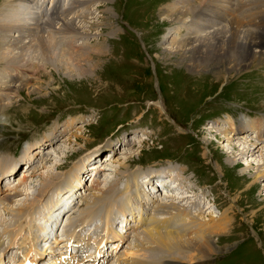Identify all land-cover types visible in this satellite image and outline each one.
<instances>
[{"label":"rangeland","instance_id":"374dc122","mask_svg":"<svg viewBox=\"0 0 264 264\" xmlns=\"http://www.w3.org/2000/svg\"><path fill=\"white\" fill-rule=\"evenodd\" d=\"M76 1L80 2L76 4L74 1L75 7L70 8L67 16L72 17L73 14L74 24L81 22L76 30L85 32L84 38L78 39L75 30H72L66 32L68 39H63L58 29L54 30L52 38L58 45L57 50L63 45H69L70 54L73 50L82 49L81 54H84L79 61L81 72L73 68L79 62L69 60L73 67H65L74 69L71 72L65 70L58 60L55 66L51 63L39 65L34 76H31L32 72L24 76V79L27 76L31 79L30 84L21 86L19 93L10 94L13 102L0 117V172L8 171L17 162L24 163L26 167L17 177L6 176L0 182L3 190L0 194V231L14 230L19 225L16 232L19 234L24 230V233L19 235L17 245L24 249L26 243L20 241L27 240V231L31 232L32 227L40 231L34 236H40L45 227L40 222L58 226L60 219L61 223L65 221V210L69 209V204L65 205L64 202L65 210L62 205L58 206L65 194L76 191L78 197L74 198L70 212L76 223L70 229L74 226L76 234L80 236L90 231L99 232L104 218L99 220L94 214L91 220L86 221L87 225L79 222L87 213L85 205L93 201L91 195L96 193L97 188L104 187L107 184L105 180H116L122 191L112 200L114 207L117 204L120 207L125 203L122 201L127 199L130 200L129 205L135 207V215L132 216L135 218L130 214L127 216V227L130 223V228L125 233V243L122 242V247L117 251L108 252L106 249V254L112 255L108 264H121L123 253L130 246L134 247V236L139 234L138 237L142 238L144 228L153 219L165 217L161 212L154 213V207L149 202L144 207L146 212H141L143 219H140L136 204L130 199V194L135 193V187L130 185L133 174L139 176V171L168 169L167 173L176 176L179 188L186 190L190 187L198 193L196 205L180 202L182 206L191 208L190 214L181 218L184 226L180 231L186 233V237L199 234L200 226L198 224L197 227L195 220L191 221L192 215L203 220L210 213L215 216L212 218L215 223L226 210L224 216L229 218L230 223L225 228L219 231L214 229L211 233L218 251L202 261L196 260L199 257L197 254L194 258L196 262L192 264H264V174L256 179L254 177L258 162L263 163L259 170H264V159H260V154L264 153V133L260 131L263 137H257L259 132L251 130L242 137L258 142V148L262 150L254 156L240 155L236 149L233 150V145L239 144L234 137L228 140L222 138L225 137L222 131L227 127L229 130L233 120L260 123L259 120L264 119V59L230 76L223 74L216 78L211 67L193 72L186 68L184 60L179 61L177 54L167 48L170 41L187 34L189 25V22L186 26L178 24L175 18L170 17L172 20H169L161 14L162 8L172 5L175 0ZM249 1L252 3L243 7L248 15L259 9L258 3ZM64 2L55 1V7L64 9ZM198 2L191 0L190 3ZM51 5L49 2L47 7ZM80 16L87 18L82 21ZM5 18L9 19L8 16ZM37 35L35 30L34 40L38 39ZM65 56L58 59L62 61ZM2 65L0 60V68ZM37 76L40 78L35 79ZM36 81L40 83V88L33 93L31 89ZM55 128L58 129V138H55L58 142L55 145L44 144L49 141ZM62 133H66L65 136H61ZM74 134L79 136L77 140ZM125 134L134 141L127 140L121 144L119 140L124 141ZM243 145L247 146V150L254 148L250 142ZM99 154L100 157L96 159ZM229 158L234 160L235 166L227 162ZM87 163L92 166L88 168ZM57 164L60 167L56 169ZM91 170H95L94 176L90 174ZM25 176L26 184H22L21 178ZM150 176L157 177L155 173ZM85 177L92 179L85 183ZM82 180L85 186L76 190L82 185ZM69 182H72L71 186ZM127 184L129 188L124 189ZM68 190L70 192L67 193ZM148 195L153 196V200L157 196L158 200L165 201L167 194L159 190ZM5 196L11 200L4 202ZM36 197L38 205L34 201ZM30 203L31 221L26 224L25 215L14 219L16 208L29 206ZM110 203L106 205L109 209ZM114 207L112 212L117 222L102 226L115 229L114 226L118 224L121 228L124 218L118 207ZM9 208L14 209L8 211ZM57 208L65 214H60ZM82 211L84 214L80 217ZM195 225L190 231L189 226ZM186 227L189 229L186 230ZM59 228L58 239L52 241L53 249H45L46 254L51 250L52 254L53 251L59 253L61 248L57 246H62L61 239L64 238L63 230ZM13 236L10 237L12 241ZM92 237L95 239L96 236ZM0 239L6 243L3 248L11 245L6 254L0 249V264H16L13 259L19 252L14 248L16 242L8 241L5 233ZM144 245L147 246L146 243ZM81 247V243L76 246L77 249ZM90 247L92 249L93 245ZM183 247L178 255L182 254L186 259L179 258L178 261L190 264L186 257L190 250ZM150 251L149 254L158 253L154 248ZM50 253L47 255L52 258ZM167 259V254L163 253L160 264H165ZM34 261L38 263L37 257Z\"/></svg>","mask_w":264,"mask_h":264},{"label":"bare ground","instance_id":"6f19581e","mask_svg":"<svg viewBox=\"0 0 264 264\" xmlns=\"http://www.w3.org/2000/svg\"><path fill=\"white\" fill-rule=\"evenodd\" d=\"M55 1L59 0H2L0 2V60L3 63L2 67L0 68V92H3V94L0 93V117L5 114L6 108L9 107L13 102L11 100L12 96L10 94L19 93L18 89H20L21 86L27 85V83L31 81L28 76L25 78V80V75H29L30 72H32L31 76H34V71L35 69L39 68V65L43 64L44 66V64L51 63V65L55 66L57 60L60 63L62 62V65L64 67L66 65L69 68L70 66L73 67V65H70L68 63V60L79 62L84 54H81L82 49L80 48L75 51L73 50V52L70 54L68 52L69 45H63L61 49L57 50L58 45L56 44L55 39L52 38L53 32H55L54 30L58 29L61 33L60 36L63 39H68V37L66 36V32H71L72 30H75V34L78 39L84 38L83 34H85V32H79V29V31L76 30V28H79L81 26L79 25V23L81 22H79L78 24H74L72 20L73 14L72 17L67 16V14L70 13V8L75 7V5H73L74 1L76 2V4L78 1L73 0L72 2V0H64L65 5H62L63 7H65L64 9L60 7L59 9H57L55 7ZM234 1L236 3H233V0H199V2L196 4L190 3L191 0H175L172 5H166L162 8L161 14L163 16H166V19L170 20L171 18H175L178 24L185 26L189 22V25L187 26V34L183 37H179L178 39H173L169 43L170 47H167L171 49L173 53L177 54L179 61L182 62L184 60L186 62V68L188 70L198 72L200 70H206L211 67L210 70L214 73L216 78H219L220 75L223 74L230 76L233 73L242 70V68L249 67L253 63L264 59V0H253L259 4V9L249 15L245 14V9L243 10V7L252 2H250L249 0ZM49 2L50 5H52L48 8L47 5ZM260 4L262 5V9H260ZM232 5H235L236 8H232ZM5 16H8L9 19L5 18ZM76 18L79 19V17ZM86 18L87 16H80V19L82 21ZM55 24L57 25L56 27H54ZM35 30L38 33L37 40H34ZM38 47L39 49H36ZM76 47L78 46H75L74 48ZM64 55L66 56L62 61L58 59L63 57ZM63 61L66 62L63 63ZM80 66L81 64L79 62L78 65L73 68L78 69L81 72ZM27 68L29 69L27 70ZM216 69L217 71H215ZM65 70L70 72L72 71L68 70L66 67ZM39 78L40 77L38 76L35 77V79ZM39 88L40 83L36 81V84L32 87L31 92L34 93ZM3 97H5V99ZM233 121H231V124L229 125V130L227 127L226 129H224V131H222L225 135V137L223 136L222 138H226L228 140L232 136L234 137L233 139H237V141L239 142V144L236 143L237 145H233V150L236 149L237 153H239L240 155L245 153L247 155L250 154V156H254L257 152L262 150L258 148V142H252L248 139H243L242 137H245L244 134L251 130L259 132L257 137L262 136V134H260V131L261 133H264V121L261 120L260 122L259 120L260 123H243L242 121ZM261 124L262 127L260 126ZM57 131V128L53 129L52 136L49 138V141L44 142V144L55 145L56 142H58L55 139L58 138V134H56ZM64 134L66 133H62L61 136H63ZM61 136L60 138H62ZM74 137L77 140L79 136L77 134H74ZM246 142H250V145L254 146V148L252 150L245 149V147L247 146L243 144H246ZM243 149H245V151ZM233 150H229V152H233ZM255 150L257 151L252 154V152H254ZM260 159L263 161L264 153L260 154ZM3 162L6 163L7 160L4 159ZM227 162H229V164H231L232 166L236 165L234 160L230 158L229 160H227ZM18 164L19 167L17 166ZM23 164L21 162L14 163L13 166L8 170V175L13 174L14 177H17V174L19 172H24V169H26V167H24ZM262 164V162H258L257 166L259 165L258 167H261ZM58 167H60L59 164H57L56 169ZM122 167H124V165ZM258 167L254 174L255 179L264 174V170H259ZM19 169L21 171H19ZM217 169H219L218 166ZM3 176H6V170L0 172V177ZM26 178V176L21 178L23 180L22 184H26ZM137 178L138 175L134 173L133 179L131 180L132 183L130 185H133L135 187V193L130 194V199L133 200V202L136 204V208L139 212V217L141 216V212H146V208L144 207H146L145 205L149 202L152 203L151 207H154V213L161 212V214H163L165 217L162 219H153V221L146 228H144V235H142V238L138 237L139 234L137 236H134V247L130 246L129 249L123 253L122 258L120 259L121 264H160L162 261L163 253L167 254L168 257L165 264H186L184 262L178 261L181 258H185L182 257V254V256L180 255L181 257L178 255L180 254V251H182L181 248L183 246L185 247V250H190L188 255L186 256L189 260L187 262L190 264H192V262H196L194 258L197 254H199V257H196V260L202 261L211 253L218 251L216 242L211 238V233L214 229H217L219 231L220 228L223 229L226 227L227 223H230L228 222L229 218L227 219L226 216H224L226 214V210L222 213L224 217H222L221 215V219L218 222H216L215 220V223L214 221L212 222V218H214L215 216L211 215L210 213L208 214L209 217L203 220H199V218L194 217V215L190 216L191 221L195 220L197 223V227L199 224L200 229L198 230V235L186 237V233H182L183 231H180V229H182V227L184 226V221L181 220V218H185L183 215L188 216L190 214L191 208H186L181 204L183 202H189L191 205H196L198 193H196L190 187H187L186 190L180 188L183 190V194L180 196L174 195L173 193H167L165 201L158 200L159 197L156 198L157 196H155L153 200V196L150 197L148 195L149 193L146 192L147 194H145L143 193L144 191L138 190V188L140 189V186L137 183ZM90 179L92 178H87L86 180L84 179L86 181L85 183H87V181ZM84 180L80 181V183L82 184L80 185L81 187H83V185L85 186V184L83 183ZM105 181L104 182L107 184L104 187L97 188L96 193H93L91 195V199H93V201H91L88 205H85L86 207L84 210H87V213L84 214V210V213L83 211L80 212L79 216L81 217L83 216L82 214H84V217L83 220L82 218L80 219L79 223H86V221H88L89 219L91 220L94 214H96L95 217L97 216L100 218L99 220L104 218V223L102 219L101 229L99 230L101 231L103 228H105L108 234H111V236L118 239L117 241L119 242H116L115 247H113L114 250H116L115 248H117L118 245L122 243L125 236L124 234L127 232L128 228H130L127 227V216L129 214L131 215V217L135 215V207L129 205V199L122 201L125 203L121 202L122 204L120 205V207H118V204L116 207H114V198L119 195L122 190L118 187V181ZM71 184L72 182H69V186H71ZM80 186H78L76 190H79ZM6 188L7 190H10V188ZM125 188H129V185H125L124 189ZM68 192L70 191L68 190L67 193ZM74 194H76V191L74 193L70 192L67 195V199H70V197H72V195ZM7 200H11L9 196L4 197V202H6ZM110 201H112L113 203L111 204ZM74 202L75 199L72 200L68 205L69 209L67 211L64 209L66 208V206L64 207V202H61L59 204L58 208L60 207V205H62V209H64L66 212L65 221L63 220L65 224L62 227L63 222L61 223L62 219H60L61 221L59 220L60 222L59 225L56 226V230H58V227L64 229L67 225H74L76 223V220H73L72 216H70V212L73 208L72 204ZM109 203L111 204L110 209L107 207L109 206ZM30 207L31 203L29 204V206H22V208L15 207L17 210L15 211L16 216L14 217V219H16V217L19 215H25L24 218L27 220V222L25 223L27 224L28 222H30ZM99 207H101V209ZM113 207H118L121 214L125 216V220L123 221V233L119 232L118 230H114L111 226L104 227V224L111 225L113 223H116L114 220V214L112 212V210H114L112 209ZM203 207L204 206H202V208ZM12 209L14 208H9L8 211ZM56 211H59L60 214L64 213L59 209ZM202 212L203 211L201 210V213ZM8 214L14 215L11 212H9ZM109 217H111V219ZM62 218H64V215L62 216ZM46 219L48 221V218ZM54 219L56 220L55 217ZM140 219L142 220L143 218L140 217ZM55 220H53V222ZM0 221H2V219ZM178 222H182V224H178ZM195 227L196 225L189 226L190 231H192V228ZM43 228L44 229L41 231L40 236L35 235L36 241L39 244H42L44 240L47 241L46 236L42 234L46 231V228ZM97 228L99 227L97 226ZM189 228L186 227L185 229L188 230ZM18 230L19 228L17 229V231ZM2 231L9 234L11 233V236L15 235L13 236V241H10L11 243L16 242V236L18 235V232L15 233V231H12L11 229H3ZM100 231L94 232L95 235L96 233H100ZM73 232H71V234ZM1 235L2 233L0 234V236ZM104 238L107 240L109 239V237L107 236H105ZM102 239L103 238H101L97 244L95 242V255L89 254V256L91 257L88 260L81 261L76 256L70 254L66 255L65 251L60 253L57 263L108 264L110 258H112V255L106 254L105 248L101 247L102 249L100 250ZM36 241H34L33 238L27 236V246L26 250L23 253V260H29L28 264H38L34 261L35 257H37V260L44 258L41 255L44 252L37 250L35 246V243L37 244ZM145 243L147 244V246L144 245ZM2 246H4V242L0 239V249L2 253L4 251L6 254L11 249V245H7L4 248ZM153 248L161 254H149V252H151L150 250H152ZM116 253L118 254V252ZM100 259H102L103 261H101ZM21 263L22 261L20 262V264ZM53 264H56V261H54Z\"/></svg>","mask_w":264,"mask_h":264}]
</instances>
